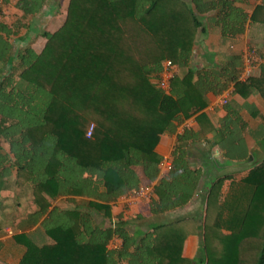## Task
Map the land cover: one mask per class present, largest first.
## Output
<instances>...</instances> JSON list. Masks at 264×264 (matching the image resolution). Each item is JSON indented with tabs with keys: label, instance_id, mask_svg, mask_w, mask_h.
Returning a JSON list of instances; mask_svg holds the SVG:
<instances>
[{
	"label": "trees",
	"instance_id": "obj_1",
	"mask_svg": "<svg viewBox=\"0 0 264 264\" xmlns=\"http://www.w3.org/2000/svg\"><path fill=\"white\" fill-rule=\"evenodd\" d=\"M245 1L67 0L63 22L39 34L36 53L29 45L14 50L12 40L26 43L47 0H1L0 232L18 218L36 227L15 236L25 248L19 264H264V161L226 194L225 178L212 182L200 226L185 217L131 232L122 214L104 228L93 220V213L111 219L116 200L139 188L137 168L155 181L161 136L202 111L208 95L233 85L241 96L264 98V65L242 83L237 54L216 67L190 64L200 16L213 13L222 40L231 39L248 22ZM165 60L174 66L167 92L156 82ZM197 122L202 134L213 131L202 114ZM197 139L190 129L176 135L170 169L148 201L152 216L185 207L197 193L202 173L189 161ZM60 198L72 206H51ZM26 200L31 211L16 217ZM199 230L203 257L183 258L184 241ZM43 235L50 243L38 246L33 236ZM113 239L120 246L109 250Z\"/></svg>",
	"mask_w": 264,
	"mask_h": 264
},
{
	"label": "crops",
	"instance_id": "obj_2",
	"mask_svg": "<svg viewBox=\"0 0 264 264\" xmlns=\"http://www.w3.org/2000/svg\"><path fill=\"white\" fill-rule=\"evenodd\" d=\"M49 1L47 0L46 3ZM55 1L56 4L53 7L46 8L44 6L41 12L33 18L31 26L34 25V29L29 26L24 37L26 43L19 42L16 39L12 40L14 50L29 45L36 53L41 51L44 45V39L39 36L43 31L41 30L43 28L41 25H45L48 22L45 26H48L49 29H44V31L49 32L59 27H57L58 23H56V20L60 16V9L58 7L60 3L58 4L59 0ZM242 5L247 14L248 22L244 32L231 39L222 40L219 28L210 20L213 13L200 16L203 23V31L198 34L195 41L190 60L191 67H216L228 55L237 54L242 58V54L250 47H254L259 54L264 55V0H246ZM259 7L263 10L259 14H256V20L251 22L250 17L253 15L255 9ZM52 28L54 29L50 30ZM242 64L241 59V71ZM260 67L258 73L253 77H257L260 74ZM246 80L240 82L243 83ZM221 97L227 99L225 105L219 103ZM200 114L213 127V131L205 135L200 132V127L197 122V117ZM185 129L192 130L198 137L197 141L189 148V161L191 166L193 168H200L202 173L197 187V193L185 207L159 216H152L149 213V200L133 203L129 207L131 208L130 213H134L133 217L135 219H152V226H154L185 217H193L200 226L205 197L212 182L219 178H225L221 190L223 194H226L228 190L237 189L240 181L247 175L248 171L264 161V98L258 91L241 96V94L235 92L234 86L231 85L220 95H208L206 107L202 111L181 121L177 125L175 134H164L161 136L155 148L157 155L161 158L168 157L170 162L176 135L182 133ZM136 172L140 178V186H154L157 179L161 176L158 173L155 181L149 182L140 168H137ZM75 201L83 204L87 200L76 198ZM65 202L72 204L68 199ZM120 207L122 209L128 208L118 198L112 207V217L122 214L125 220L126 216H124L123 210H119ZM114 211L117 212L115 215H113ZM137 216L140 217L137 218ZM154 217L156 219L158 217L162 218L153 221L155 219ZM35 228H23L22 218H18L14 222V226H7L0 232V264H19L25 248L17 243L15 236L23 233L28 235L32 234ZM33 237L38 246L44 243H50L49 238L44 235ZM115 241H118V247L120 246V241L113 239L107 245L109 250H115L111 248V244ZM201 241L202 236L200 230L196 235L187 237L183 244L182 257L190 260L202 258Z\"/></svg>",
	"mask_w": 264,
	"mask_h": 264
},
{
	"label": "built area",
	"instance_id": "obj_3",
	"mask_svg": "<svg viewBox=\"0 0 264 264\" xmlns=\"http://www.w3.org/2000/svg\"><path fill=\"white\" fill-rule=\"evenodd\" d=\"M242 71L238 77L239 81H243L250 77H253L258 73V69L260 65L264 64V55H261L257 52V50L253 47H250L242 54ZM174 76V66L169 60H165L162 63V71L159 74L157 79L158 87L167 92L169 90V82ZM219 103L225 105L227 103V99L225 97H221ZM93 130V124H90L86 137H89ZM170 169V162L168 157L161 158V162L159 163L158 170L160 173V177L164 176ZM153 197V186H139V188L125 194L121 197V202L125 205H131L138 201H148ZM119 245L118 241H115L111 244L112 249H117Z\"/></svg>",
	"mask_w": 264,
	"mask_h": 264
},
{
	"label": "rangeland",
	"instance_id": "obj_4",
	"mask_svg": "<svg viewBox=\"0 0 264 264\" xmlns=\"http://www.w3.org/2000/svg\"><path fill=\"white\" fill-rule=\"evenodd\" d=\"M184 1L188 2V0H184ZM59 3H60V6H58V7L60 9V11H59L60 16L58 17V20H56V23H58L57 27L60 26L61 23L63 22L64 16H65V9L67 6V0H59L58 4ZM51 4H52V6H51ZM54 4H56V1L50 0L48 3H46L45 7L50 8V7H53ZM47 24H48V22H47ZM47 24H45V25H47ZM45 25L42 24L41 27L43 26V28L42 29L39 28V29H41L43 31H44V29L48 30L49 27L45 26ZM31 28L34 29V25L31 26ZM53 29L54 28H52L50 30H53ZM3 147L6 148V145H3ZM4 195H7L8 197L12 196V194H10V193H8V194L5 193ZM66 199L67 198H61V199L51 201V206H56L59 208H66V207L71 206V204H69V203L67 204L65 202ZM125 206H127L128 208L122 209V207H120L119 210H123V213H124V216H126V219L129 218V220H127V221L125 219L129 231L135 232V231L147 230V229H149V227L152 226V224H153V222H151L152 219H146V218L139 219V220L135 219L133 217L134 213H132V214L130 213L131 208L129 207V205H125ZM31 209H32V205L30 204L29 201L26 200L22 203V205L19 207V209H17V212L15 215H16V217L21 216L20 214L25 213V212H29V210L31 211ZM116 213L117 212L114 211L113 215H115ZM123 218H125V217H123ZM161 218L162 217H158V219H161ZM158 219L155 218V219H153V221L158 220ZM93 220H94V223L96 225L101 226L102 228L107 227L109 225H112L116 222V218L114 216L111 219H106V218H102L100 215H98L96 213H93Z\"/></svg>",
	"mask_w": 264,
	"mask_h": 264
}]
</instances>
